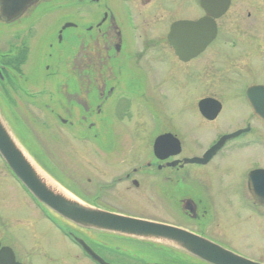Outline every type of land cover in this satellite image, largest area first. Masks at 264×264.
Listing matches in <instances>:
<instances>
[{
	"label": "flooded vegetation",
	"instance_id": "af4514ba",
	"mask_svg": "<svg viewBox=\"0 0 264 264\" xmlns=\"http://www.w3.org/2000/svg\"><path fill=\"white\" fill-rule=\"evenodd\" d=\"M177 1L35 0L8 21L0 0V37L8 36L6 54H0L2 110L24 136L15 100L43 109L60 131L99 148L109 168L120 167V176L98 184L92 198L75 183L71 187L62 182L65 174L54 171L67 193L91 207L127 215L100 199L118 185L126 193L136 190L138 195L126 194L130 200L146 195L160 215L141 219L178 228L264 264L263 257L252 259L231 247L241 237L233 227L225 234L223 227L230 210L237 208L264 218V204L255 202L248 187L252 173L264 172V79L244 82L254 72L264 77V69L248 64L249 54L264 59V8L259 5L264 3L253 0L256 5L249 11L246 0ZM184 7L195 12L184 14ZM68 8V20L55 26L50 19L42 29L43 17H62ZM205 19L214 23L215 37L195 57L190 55L196 50L194 41L189 40L183 59L175 48L173 26ZM47 47L55 52L47 53ZM192 94L196 100L190 99ZM223 94L243 98L249 114L240 115L244 124L218 133ZM114 152L116 156H109ZM194 158L204 163H190ZM232 159L252 161L244 170L245 188L225 192L211 180ZM26 192L40 219L77 247L79 253H72L70 260L79 264H99L79 239L108 264H212L170 243L84 230ZM5 242L0 237L1 247L10 248Z\"/></svg>",
	"mask_w": 264,
	"mask_h": 264
},
{
	"label": "rangeland",
	"instance_id": "374dc122",
	"mask_svg": "<svg viewBox=\"0 0 264 264\" xmlns=\"http://www.w3.org/2000/svg\"><path fill=\"white\" fill-rule=\"evenodd\" d=\"M177 2L183 3L182 0ZM259 2L264 3V0ZM255 5L256 3L253 0H251V4H249L248 0L245 1V7L249 11H252ZM259 5L264 8V5ZM246 11L243 10L244 14H246ZM182 12L193 15L195 11L192 7H184ZM62 14V17L54 14L43 17L42 29H45V25L47 27L46 23L50 19H55V26H58L60 21L68 20L69 18L66 15H70V9L63 11ZM243 33L246 34V32ZM7 39L8 36L6 34L4 38L1 35L0 54H6ZM48 51L55 52V50H50L47 47V53ZM248 64L260 69L259 71L264 69V59L257 54H249ZM258 75L254 72L251 76L248 75L244 82L264 79L263 76ZM192 98L196 100L194 94L191 95L190 99L192 100ZM15 102L16 108L21 115H18L17 119L23 128L22 132L26 139L22 140L21 132L14 130L12 127L14 123H11V119V122L7 119L6 111H3L7 125L16 141L24 148L26 153L30 154V158L36 164H38L35 159L37 155L44 157L43 162L47 172L44 168H40V165H38L39 169L51 179V182L57 184L60 189H63V187L56 181L54 171L64 173L66 177H64L63 181L61 179V181L71 187L75 183L81 193L86 195L85 197L87 198H92L97 193L98 184H110L113 178L120 176L118 174L121 173L120 167L112 165L109 168L108 164L102 160L104 156L99 148L93 147L85 139H79V141L73 139L66 131H60L57 127L56 119L43 109L36 111L33 106L24 100H15ZM223 102L225 110L215 127L218 129V133L234 128H228L229 125L237 124L239 126L244 124V120H242L240 115L249 114V107L241 97L231 98L223 94ZM5 107L7 108V106ZM32 150L36 156L31 153ZM115 152L118 151L116 150ZM115 152L109 154V156H116ZM98 157L101 159H98ZM250 161L252 160L232 159L229 161L225 168L222 167L214 175L212 174L211 182L213 186L222 188L225 192L226 190H231V188H245L246 177L244 170ZM5 166L6 163L0 155V237L4 236L5 243L15 252L17 260L26 264H65L63 260L69 261L67 264L81 263L70 260L72 253H79V250L76 249L77 247L71 246L67 239L57 233L58 231H55L47 222L40 219L38 212L35 210V204L27 195L24 186ZM120 188L118 185L117 190L114 192H106L100 202L114 211L133 215L136 218H160L159 213L149 204L146 195L141 194V197H137L138 201H131L126 194L136 193L138 195L140 192L132 190L130 191L132 193H126ZM233 203L234 205L239 204V202ZM229 214L231 218L227 217L224 219L226 223L223 222V227L227 229V232L224 233L228 235L231 232V227H233L234 234L237 233L239 237L243 238H239L236 243L232 242L231 247L252 259H259L258 257H263L264 259V218H260L255 211H245L239 208L230 210Z\"/></svg>",
	"mask_w": 264,
	"mask_h": 264
},
{
	"label": "water",
	"instance_id": "95a60500",
	"mask_svg": "<svg viewBox=\"0 0 264 264\" xmlns=\"http://www.w3.org/2000/svg\"><path fill=\"white\" fill-rule=\"evenodd\" d=\"M34 1L2 0L4 15L8 18V21H11L22 13L25 6ZM224 12L225 9H223L221 14ZM172 33L177 54L183 59L186 56V53L182 51L183 45L189 40L194 41L191 47L196 48V50L190 53V55L191 57H195L201 53L216 34L214 23L211 22L210 24L207 19L198 22H178L173 26ZM0 155L17 180H19L38 203L79 228L101 235L107 234L110 236L170 243L212 264H260L220 246L207 243L178 228L91 207L87 203L67 193L64 189H60L54 182L49 184L48 181L50 182L51 179L42 173L43 171L39 169V164H36L30 158V154L25 152L24 148L19 145L13 136L12 131L6 123V118L3 115L1 102ZM189 162L204 163V160L194 158L189 160ZM248 187L255 202L263 205L264 172L257 171L252 173L249 177ZM79 242L94 260L100 264H108L96 255L84 241L79 239ZM0 264L22 263L16 260V256L11 248L1 247L0 244Z\"/></svg>",
	"mask_w": 264,
	"mask_h": 264
},
{
	"label": "trees",
	"instance_id": "16d2710c",
	"mask_svg": "<svg viewBox=\"0 0 264 264\" xmlns=\"http://www.w3.org/2000/svg\"><path fill=\"white\" fill-rule=\"evenodd\" d=\"M21 138H22V140H25L26 138L24 137V136H22L21 135ZM38 150V149H37ZM31 153L34 155V156H36L35 155V152H33V150L31 151ZM37 158H35L37 161H38V164L42 167V168H44L46 171H47V169H46V166H44V162H43V160H44V157L42 156V157H40V156H36ZM46 163V162H45ZM48 165V164H47Z\"/></svg>",
	"mask_w": 264,
	"mask_h": 264
},
{
	"label": "bare ground",
	"instance_id": "6f19581e",
	"mask_svg": "<svg viewBox=\"0 0 264 264\" xmlns=\"http://www.w3.org/2000/svg\"><path fill=\"white\" fill-rule=\"evenodd\" d=\"M48 183L50 184V183H51V181H50V182L48 181ZM51 184H52V183H51Z\"/></svg>",
	"mask_w": 264,
	"mask_h": 264
}]
</instances>
